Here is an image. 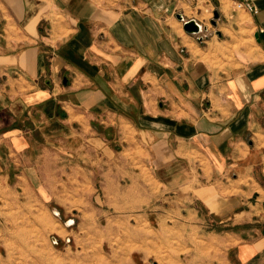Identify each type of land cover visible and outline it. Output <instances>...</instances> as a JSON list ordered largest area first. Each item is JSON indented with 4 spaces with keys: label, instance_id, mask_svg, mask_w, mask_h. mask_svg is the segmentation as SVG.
I'll return each instance as SVG.
<instances>
[{
    "label": "crops",
    "instance_id": "0c3cea01",
    "mask_svg": "<svg viewBox=\"0 0 264 264\" xmlns=\"http://www.w3.org/2000/svg\"><path fill=\"white\" fill-rule=\"evenodd\" d=\"M237 1L0 0V183L76 153L108 193L148 177L175 212L204 206L227 263L264 264V0Z\"/></svg>",
    "mask_w": 264,
    "mask_h": 264
},
{
    "label": "rangeland",
    "instance_id": "374dc122",
    "mask_svg": "<svg viewBox=\"0 0 264 264\" xmlns=\"http://www.w3.org/2000/svg\"><path fill=\"white\" fill-rule=\"evenodd\" d=\"M213 8L217 1L203 15L217 38L216 30H228L211 22ZM239 15L248 18L243 9ZM72 159L78 160L76 153ZM74 161L64 173L42 164V180L30 181V189L14 180L0 183V264H229L226 246L207 235L221 227L204 206L197 214L175 212L191 205L184 197L162 196L148 177L124 179L118 194L108 193L93 164L83 172Z\"/></svg>",
    "mask_w": 264,
    "mask_h": 264
},
{
    "label": "water",
    "instance_id": "95a60500",
    "mask_svg": "<svg viewBox=\"0 0 264 264\" xmlns=\"http://www.w3.org/2000/svg\"><path fill=\"white\" fill-rule=\"evenodd\" d=\"M220 17V12L218 9L214 10V17L211 19V22L216 25L217 20ZM177 18L184 22L185 30L190 34H201L203 30L207 29L206 26L202 25L198 20L191 18L186 19L182 13H177ZM203 37H199L201 41Z\"/></svg>",
    "mask_w": 264,
    "mask_h": 264
},
{
    "label": "built area",
    "instance_id": "2783aa9c",
    "mask_svg": "<svg viewBox=\"0 0 264 264\" xmlns=\"http://www.w3.org/2000/svg\"><path fill=\"white\" fill-rule=\"evenodd\" d=\"M236 5H237V7L244 8V9H247V10H250V11H257V9L254 6V4L251 1H249V0L237 1Z\"/></svg>",
    "mask_w": 264,
    "mask_h": 264
}]
</instances>
